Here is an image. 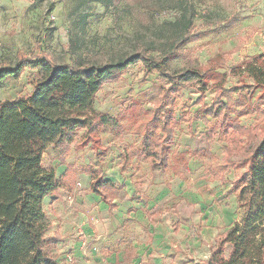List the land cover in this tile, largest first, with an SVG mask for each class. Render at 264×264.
I'll return each instance as SVG.
<instances>
[{
    "label": "rangeland",
    "instance_id": "1",
    "mask_svg": "<svg viewBox=\"0 0 264 264\" xmlns=\"http://www.w3.org/2000/svg\"><path fill=\"white\" fill-rule=\"evenodd\" d=\"M186 7L193 8L196 35L171 67L214 72L204 93L189 86L169 99L175 109L170 166L156 167L140 154L150 111L166 83L140 62L97 93L96 110L121 123L116 131L101 132L104 149L78 147L84 134L78 129L63 153L49 145L43 155V166L54 169L60 181L56 195L44 200L51 224L48 248L65 264H72L73 251H100L117 264H192L207 259L215 236L242 220L236 187L242 189L248 165H226L236 133L205 108L216 96L215 81L236 86L240 67L264 54V0H120L108 7L101 0H0V67L35 55L57 63L102 64L121 59L136 42L158 47L153 53L158 57L179 34L176 19ZM34 72L28 65L0 86V101L31 92ZM251 104L254 113L238 123L259 124L264 135V98L253 97ZM230 114L233 120L235 112ZM241 148L233 150L232 161H240ZM124 152L137 156L127 162ZM95 172L124 187L112 214L90 191Z\"/></svg>",
    "mask_w": 264,
    "mask_h": 264
},
{
    "label": "trees",
    "instance_id": "2",
    "mask_svg": "<svg viewBox=\"0 0 264 264\" xmlns=\"http://www.w3.org/2000/svg\"><path fill=\"white\" fill-rule=\"evenodd\" d=\"M101 2L108 7L116 6L120 0ZM176 23L179 34L158 57L153 54L158 47L136 42L121 59L102 64L57 63L46 55H35L18 58L12 67H0V86L19 76L28 65L35 69L31 92L0 101V264H65L48 248L51 224L44 200L58 192L60 181L54 169L43 166V155L49 145L63 153L78 129H84L78 147L90 145L95 153L103 148L101 132L116 131L121 123L118 118L97 111L95 99L105 82L130 65L140 62L148 74L158 72L166 81L159 90L156 107L150 111L140 154L156 167L170 166L175 109L169 99L189 86L204 93L210 86L209 73L214 72L213 67L172 69L171 63L182 56V47L196 35L193 8L186 7ZM240 71L239 83L234 87L215 81L216 96L205 109L223 127L230 126L236 133V139L227 146L226 165H248L242 189L236 187L238 204L245 211L240 222L217 235L209 257L196 264H264V135L259 124L248 128L238 123L239 117L254 113L253 97L264 98V54L244 63ZM246 78L253 83L246 82ZM234 112L232 120L230 113ZM239 146L240 161H232V152ZM124 156L129 158L126 152ZM67 173L68 170L64 175ZM122 188L111 179L92 173L90 190L108 204L110 212L116 208L114 200ZM228 247L229 254L225 255Z\"/></svg>",
    "mask_w": 264,
    "mask_h": 264
},
{
    "label": "crops",
    "instance_id": "3",
    "mask_svg": "<svg viewBox=\"0 0 264 264\" xmlns=\"http://www.w3.org/2000/svg\"><path fill=\"white\" fill-rule=\"evenodd\" d=\"M102 144H103V142H102ZM102 149H104V147L102 148ZM94 151V150H93ZM126 153H128V152H126ZM128 155H129V158H126V156H124L125 157V159L127 160V162H129L131 159H132V157H134L136 154H130V153H128ZM137 156V155H136ZM149 159V158H148ZM66 170H68V168L66 169ZM110 179V178H109ZM112 180V179H111ZM91 181H92V179H91ZM113 181V180H112ZM114 182V181H113ZM115 183V182H114ZM90 184H91V182H90ZM117 184V183H116ZM119 185H121V184H119ZM123 186V185H122ZM124 188V187H123ZM123 188H122V190H123ZM91 191V190H90ZM121 192V191H120ZM119 192V193H120ZM96 194V193H95ZM56 195V194H55ZM97 195V194H96ZM119 195V194H118ZM99 196V195H98ZM100 197V196H99ZM118 197V196H117ZM101 198V197H100ZM117 199V198H116ZM116 199L114 200V202L116 203ZM101 201L104 203V205L108 208V213L109 214H112L117 208H118V206H117V203H116V208H114L111 212H110V210H109V206H108V204L106 203V202H104L102 199H101ZM90 226V223L88 222V223H85V227H89ZM224 233V232H223ZM220 234H222V233H220ZM220 234H217V235H220ZM217 235L215 236V239H216V237H217ZM215 239H214V243H215ZM213 243V244H214ZM209 255H210V250H209ZM71 256L73 257L72 259H68L67 257L68 256H66V255H64V258H67L68 259V261L70 262L71 261V263L72 264H74V262H78V264H117V263H115V261L113 260V259H111V257H109V258H104L101 254H100V251L98 252V251H91L90 252V255L87 253V251L86 252H83V251H73L72 252V254H71ZM209 257V256H208ZM74 260H76V261H74ZM197 262H199V261H197ZM197 262H194V263H192V264H196Z\"/></svg>",
    "mask_w": 264,
    "mask_h": 264
},
{
    "label": "built area",
    "instance_id": "4",
    "mask_svg": "<svg viewBox=\"0 0 264 264\" xmlns=\"http://www.w3.org/2000/svg\"><path fill=\"white\" fill-rule=\"evenodd\" d=\"M83 252H86V251H83Z\"/></svg>",
    "mask_w": 264,
    "mask_h": 264
}]
</instances>
